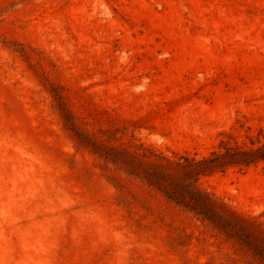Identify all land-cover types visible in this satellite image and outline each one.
Here are the masks:
<instances>
[{
	"label": "rangeland",
	"instance_id": "rangeland-1",
	"mask_svg": "<svg viewBox=\"0 0 264 264\" xmlns=\"http://www.w3.org/2000/svg\"><path fill=\"white\" fill-rule=\"evenodd\" d=\"M259 131L264 0H0V264H262L102 155ZM198 185L264 238V162Z\"/></svg>",
	"mask_w": 264,
	"mask_h": 264
},
{
	"label": "trees",
	"instance_id": "trees-1",
	"mask_svg": "<svg viewBox=\"0 0 264 264\" xmlns=\"http://www.w3.org/2000/svg\"><path fill=\"white\" fill-rule=\"evenodd\" d=\"M260 137L263 140H259ZM247 140L248 145L221 138L216 148L200 159L141 154L139 156L150 159L149 162L140 160L135 165L123 160V152L108 150L102 155L112 164L130 165L129 173L146 186L264 264V238L253 235L222 203L198 185L201 177L223 174L230 169L242 173L264 162V134L259 131L255 139L247 137Z\"/></svg>",
	"mask_w": 264,
	"mask_h": 264
}]
</instances>
